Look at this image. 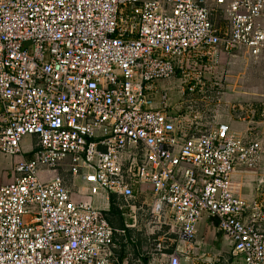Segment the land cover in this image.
<instances>
[{"label":"built area","instance_id":"2783aa9c","mask_svg":"<svg viewBox=\"0 0 264 264\" xmlns=\"http://www.w3.org/2000/svg\"><path fill=\"white\" fill-rule=\"evenodd\" d=\"M262 61L264 0H0V264H118L112 205L169 264L205 218L264 264Z\"/></svg>","mask_w":264,"mask_h":264},{"label":"crops","instance_id":"0c3cea01","mask_svg":"<svg viewBox=\"0 0 264 264\" xmlns=\"http://www.w3.org/2000/svg\"><path fill=\"white\" fill-rule=\"evenodd\" d=\"M263 62V61H262ZM231 122L230 116L224 118ZM234 127H239L234 123ZM30 156V155H29ZM30 158V157H28ZM260 176H264V162L256 173H237L236 182H242L245 189L242 194L245 198L254 196L252 189ZM116 213H114L113 212ZM119 208L111 206L110 222L118 231L116 235L115 258L118 264H169V260H162L154 253L152 244V228L148 227L147 214L142 218L138 229L127 228L123 216L117 215ZM113 212V213H112ZM117 215V216H116ZM182 250V251H181ZM233 242L219 231L218 221L205 218L199 225L195 240L189 248H180L183 264H231L232 263ZM176 253V245H173L167 253Z\"/></svg>","mask_w":264,"mask_h":264},{"label":"rangeland","instance_id":"374dc122","mask_svg":"<svg viewBox=\"0 0 264 264\" xmlns=\"http://www.w3.org/2000/svg\"><path fill=\"white\" fill-rule=\"evenodd\" d=\"M245 63L247 65V68L244 67V64L242 62H238L237 64H238V68L242 72L243 70L247 72V80L245 83V89L247 90L246 95H251L252 93L251 91L253 89L261 88L262 90H264V62H262L260 65L256 64L255 66H249L248 62ZM1 182L2 181H0V183ZM119 213L122 214L120 210L117 215H120ZM106 217L108 218V216ZM108 219H110V216Z\"/></svg>","mask_w":264,"mask_h":264}]
</instances>
